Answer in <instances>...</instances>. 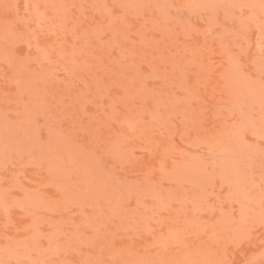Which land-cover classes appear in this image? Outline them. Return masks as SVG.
I'll list each match as a JSON object with an SVG mask.
<instances>
[{"label":"rangeland","instance_id":"rangeland-1","mask_svg":"<svg viewBox=\"0 0 264 264\" xmlns=\"http://www.w3.org/2000/svg\"><path fill=\"white\" fill-rule=\"evenodd\" d=\"M0 264H264V0H0Z\"/></svg>","mask_w":264,"mask_h":264}]
</instances>
